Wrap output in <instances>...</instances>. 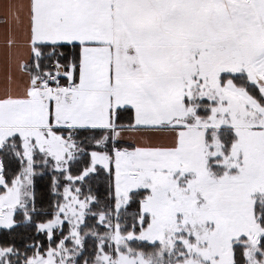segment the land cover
Masks as SVG:
<instances>
[{
  "label": "snow or ice",
  "instance_id": "1",
  "mask_svg": "<svg viewBox=\"0 0 264 264\" xmlns=\"http://www.w3.org/2000/svg\"><path fill=\"white\" fill-rule=\"evenodd\" d=\"M0 8V229L22 213L47 239L0 264H264V0ZM46 173L56 196L67 181L51 214Z\"/></svg>",
  "mask_w": 264,
  "mask_h": 264
},
{
  "label": "trees",
  "instance_id": "2",
  "mask_svg": "<svg viewBox=\"0 0 264 264\" xmlns=\"http://www.w3.org/2000/svg\"><path fill=\"white\" fill-rule=\"evenodd\" d=\"M84 136L89 135L88 133L83 134ZM92 149H89L91 151ZM7 165V162H6ZM18 168V164L16 165ZM76 167H73V175H78L76 171ZM79 167H83L80 165ZM63 181V178H61ZM64 184V181L61 184L59 189V193L61 194V189ZM51 173H46L43 176H37L35 178V196H36V204L39 209H42L49 214L55 211V204L59 200V196H56L51 191ZM77 187L79 185H76ZM92 194L99 197V199L104 202L108 196L109 189V178L106 172L102 173L98 178H95L91 182ZM88 193V186L84 187V195ZM84 195H81L80 198H84ZM133 208H130L129 211H133ZM50 218V217H44ZM41 219L40 216L34 217L35 221H39ZM16 220L20 222V226L15 228L13 231H7L4 229H0V246L7 244H15L17 247L23 249L24 245H30L34 241H40L44 244V247H47V239L43 234H37L34 227L27 226L23 223V215L22 213H17ZM89 226L91 227L94 223L91 219L88 221Z\"/></svg>",
  "mask_w": 264,
  "mask_h": 264
},
{
  "label": "crops",
  "instance_id": "3",
  "mask_svg": "<svg viewBox=\"0 0 264 264\" xmlns=\"http://www.w3.org/2000/svg\"><path fill=\"white\" fill-rule=\"evenodd\" d=\"M5 0H0V4L4 3ZM5 21V15L3 12V9L0 8V87H3V77L5 75V59H6V53H7V45H6V40L8 37V30H9V25L4 22ZM12 30H16V24L13 21L12 25ZM147 135L151 136L153 139H158L160 138L159 134L154 133V132H149Z\"/></svg>",
  "mask_w": 264,
  "mask_h": 264
},
{
  "label": "rangeland",
  "instance_id": "4",
  "mask_svg": "<svg viewBox=\"0 0 264 264\" xmlns=\"http://www.w3.org/2000/svg\"><path fill=\"white\" fill-rule=\"evenodd\" d=\"M64 183H67V181H64ZM74 187H77V186H73V194L74 193ZM63 188H64V184L62 186V189H61V194L59 195V200L62 201L63 200ZM82 199V198H81Z\"/></svg>",
  "mask_w": 264,
  "mask_h": 264
}]
</instances>
